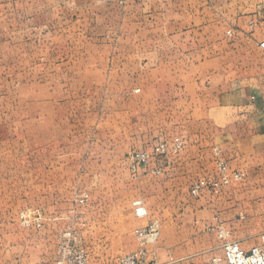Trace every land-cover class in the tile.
I'll return each instance as SVG.
<instances>
[{"label": "rangeland", "instance_id": "1", "mask_svg": "<svg viewBox=\"0 0 264 264\" xmlns=\"http://www.w3.org/2000/svg\"><path fill=\"white\" fill-rule=\"evenodd\" d=\"M47 1L0 0V239L6 244L1 249L0 264H27L23 260V229L28 228L22 227L18 220L19 213L27 212L26 185H33L37 190L45 171L55 179L52 173L56 172L59 162L78 166L75 170L64 168L59 171L61 176L98 169L108 174L119 169V162L127 160L129 153L151 152L160 141L184 137L199 112L197 104L179 99L184 93L183 87L181 92L177 91L178 100L169 101L171 97H163L168 95V85H152L155 78H167L171 72L139 66V61L145 57L150 64L154 63L153 58L157 56L151 52V44L145 47L149 53H144L142 47L138 50L134 43L129 46L132 50L128 57L122 56L124 43L122 45L118 38L121 34L120 10L97 7L87 22L80 25L76 22L79 14L76 9L66 6L62 11ZM132 24L136 23L130 22V29L134 28ZM89 47H98V54L84 52ZM110 48L112 54L107 56ZM169 57V54L163 55L166 60ZM121 63L128 66L121 68ZM176 72L179 77L184 71ZM61 96L65 97L64 101L60 100ZM24 129L33 133V150L25 146ZM48 135L58 137L59 141L63 138L62 160L54 151L35 149L37 140ZM128 166L129 161L127 169ZM243 175L242 181L232 183L225 199L212 195L204 198L205 206H209L205 211L198 200L188 197L183 187L178 201L194 205L192 221L186 225L178 222L171 229H163L161 221L158 222L156 241L145 245L151 263L202 264L209 261L221 252L223 241L219 239L222 243H218L215 230L218 226L230 231L227 240L233 241V237L242 235L246 236L243 247L254 244L264 233L263 227L251 226L254 219L256 222L264 219L263 199L258 194L264 183L254 175ZM77 194L69 202L72 209L76 208L78 199L86 195ZM153 202L147 203L153 206ZM35 207L34 210L41 213L43 224L54 220L43 208ZM180 213L178 211L177 215ZM213 216L219 217L221 221H216L220 223H210ZM181 218L178 216V221ZM71 221H68L67 230L55 233L54 243L48 241L37 252L51 259L56 257L60 240L72 239ZM151 221L132 231L137 248L136 232L145 229ZM54 229H49L48 236H52ZM174 237L179 241L185 237L187 241L167 242ZM174 249L176 255L171 252Z\"/></svg>", "mask_w": 264, "mask_h": 264}, {"label": "crops", "instance_id": "2", "mask_svg": "<svg viewBox=\"0 0 264 264\" xmlns=\"http://www.w3.org/2000/svg\"><path fill=\"white\" fill-rule=\"evenodd\" d=\"M47 2L62 11L66 6L76 9L79 13L76 22L80 25L87 22L97 7L120 10L121 34L118 38L122 45L124 43L122 56L128 57L132 50L129 46L134 43L138 50L142 47L144 53H149L145 47L149 48L151 44L150 50L158 58H153L154 63L150 64L145 57L139 61V66L171 72L167 78H155L152 85H168V95L163 97H171L169 101L178 100L177 91L181 92L183 87L184 93L179 95V99L197 104L199 112L195 115L194 124L184 137H180L184 141L183 149L178 155L168 156L167 165L159 175L154 174V166L150 163L147 168H141L136 177H132L127 169L128 160H123L119 162V169L111 170L108 174L98 169L86 174L73 171L61 176L59 171L64 168L75 170L78 166L59 162L56 172L52 173L56 175L55 179H51L54 176L45 171L37 190L25 183V210L33 213L37 211L34 210L35 205L40 206L54 220L42 224L40 229H23L24 262H53L57 252L56 257L54 255L51 259L37 250L45 247L48 241L54 243L55 233L67 230L65 228L70 219L72 238L75 237L85 250L89 264L116 262L118 258L136 251L137 244L132 237L136 226H143L151 220L161 221L163 229H171L178 222L185 225L191 223L194 205L178 201V195L184 191V187L188 197L198 200L204 211L209 208L205 206L204 198L211 194L191 197L189 189L196 180L215 178V150L227 163L231 173L254 175L264 183V49L260 47L264 41V0ZM63 19L64 15L60 17L61 21ZM57 20L59 22V15ZM130 22L136 23L132 24L133 29H130ZM98 49L89 47L84 52L98 54ZM111 50H108L107 56L112 54ZM165 54L170 55L168 60L163 58ZM120 65L121 68L128 66L124 63ZM86 67L90 68L88 65ZM176 71L184 72L178 77ZM60 100L64 101L65 97L61 96ZM24 130L25 146L33 150V133ZM45 139L48 140L42 143ZM58 139L53 135L43 137L37 140L35 149H48V153L54 151L62 156V160L64 153L60 150L63 149V138L62 141ZM232 183L221 194L211 197L225 199L229 196ZM77 193H85L87 200L83 204H75L76 208L72 209L69 202L75 199ZM258 194L262 196L264 204V185ZM147 202H153V206ZM138 208L146 212V217L136 216L135 210ZM178 211H181L179 215ZM178 216L182 217L179 221ZM216 220L219 217L213 216L209 222ZM255 225L264 228V219L257 222L254 219L251 226ZM51 228H55L54 233L48 236ZM214 238L217 239L216 236ZM217 240L221 245L222 242ZM186 241L185 237L180 241L175 237L167 240L172 244ZM233 241L245 246L246 236H235ZM5 245L0 239V261L1 249ZM184 247L188 248L187 245ZM176 251L171 252L176 255ZM19 257L18 261H21ZM158 257L162 255L158 254Z\"/></svg>", "mask_w": 264, "mask_h": 264}, {"label": "built area", "instance_id": "3", "mask_svg": "<svg viewBox=\"0 0 264 264\" xmlns=\"http://www.w3.org/2000/svg\"><path fill=\"white\" fill-rule=\"evenodd\" d=\"M260 47L264 49V41L260 44ZM183 147L184 141L180 137H174L169 142H158L151 152L139 150L129 153L126 157L129 161L128 169L132 177H135L139 169L147 168L152 163L154 174L159 175L167 165L168 156L178 155ZM215 156V178L194 181L189 189L191 197H197L202 193L217 196L232 182H239L243 179L244 175L242 173H231L229 171L227 163L219 157L217 150H215ZM86 200L87 195H82L77 203L83 204ZM135 213L138 217L146 215L141 208L136 209ZM18 220L22 227L28 229H40L43 224L41 213L38 211L33 213L21 212L18 215ZM158 227V221L152 220L145 229L138 230L135 234L138 249L118 258L116 264H152L150 252H148L145 245L156 241ZM215 230L217 238L223 241L220 247L221 252L202 264H264V233L257 237L254 244L246 248L242 247L238 241L227 240L230 235L229 230H225L222 226H218ZM52 264H89V262L85 250L74 237L60 240L57 257Z\"/></svg>", "mask_w": 264, "mask_h": 264}]
</instances>
